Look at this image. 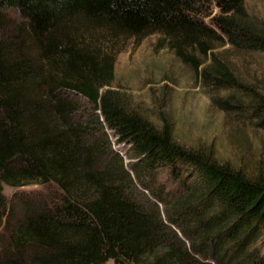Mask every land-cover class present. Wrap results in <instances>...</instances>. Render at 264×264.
<instances>
[{
  "label": "trees",
  "instance_id": "16d2710c",
  "mask_svg": "<svg viewBox=\"0 0 264 264\" xmlns=\"http://www.w3.org/2000/svg\"><path fill=\"white\" fill-rule=\"evenodd\" d=\"M246 1L0 0V264H264V176L182 146L129 111L110 89L114 59L78 34L159 33L264 52ZM9 11L25 28H4ZM106 129L129 147L138 185L99 140ZM159 170L174 188L154 190ZM5 185L46 191L8 198Z\"/></svg>",
  "mask_w": 264,
  "mask_h": 264
},
{
  "label": "rangeland",
  "instance_id": "374dc122",
  "mask_svg": "<svg viewBox=\"0 0 264 264\" xmlns=\"http://www.w3.org/2000/svg\"><path fill=\"white\" fill-rule=\"evenodd\" d=\"M246 11L253 26L264 34V0H247ZM218 12L215 8L214 13ZM1 23L12 34L26 26L16 11L2 14ZM78 34L84 44L98 51V58L106 55L114 59L110 89L129 111L158 129L168 128L173 140L182 146L247 175L264 176V114L258 108L259 96L264 94V52L241 49L227 40L204 49L159 33L142 39L115 38L101 29H81ZM179 44L181 52L176 47ZM214 59V67L206 69ZM205 70L211 75L205 77ZM99 135L101 143L111 146L123 160L138 185L135 173L129 170V147L117 143L107 129ZM167 174L166 170L158 171L154 190L174 188ZM138 188L131 190L136 198L145 199ZM45 191L42 185L4 186L8 198L15 193ZM260 246L264 251V237Z\"/></svg>",
  "mask_w": 264,
  "mask_h": 264
}]
</instances>
